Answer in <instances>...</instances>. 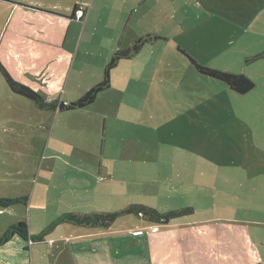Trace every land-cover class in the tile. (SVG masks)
Instances as JSON below:
<instances>
[{
	"label": "rangeland",
	"instance_id": "obj_1",
	"mask_svg": "<svg viewBox=\"0 0 264 264\" xmlns=\"http://www.w3.org/2000/svg\"><path fill=\"white\" fill-rule=\"evenodd\" d=\"M99 9L83 40L86 19L76 18L73 46L68 38L45 47L33 30L43 33L49 19L17 22L0 3V61L48 101L77 100L103 79L115 51L139 37L135 20L125 28V16ZM167 12L169 38L122 57L111 85L87 106L40 108L0 71V198H28L0 209V233L25 220L37 234L65 212L131 203L196 212L168 224L131 213L109 229L62 221L44 240H29L31 264H77L68 240L120 244L123 236L144 242L149 257L136 264H174L173 253L189 254L191 264H264V0H176ZM55 24L64 43L68 22ZM178 46L255 86L239 93L200 73Z\"/></svg>",
	"mask_w": 264,
	"mask_h": 264
},
{
	"label": "crops",
	"instance_id": "obj_2",
	"mask_svg": "<svg viewBox=\"0 0 264 264\" xmlns=\"http://www.w3.org/2000/svg\"><path fill=\"white\" fill-rule=\"evenodd\" d=\"M175 1L176 0H79L73 3V0H0V3L7 4L9 6L11 18L12 19L16 18L17 22H21V21L25 22L26 18L32 20L35 19L38 21L41 20L40 17H45L49 19L47 21H44L47 28L43 33H42V26L40 24H39L40 31L35 32V30H33L34 36L36 34L38 43L39 42L42 43L45 47L46 46L55 47L59 45L65 46L67 39L69 38V41H71V43H69V48H70L71 46H73L72 45L73 20H77L76 18H78L75 13L76 4H84V11H85L84 16L80 19V20L86 19L84 23L85 30L82 34L81 40H83V38L85 37L86 29L90 25L89 21L92 18L93 11L95 7L98 6V8L100 7L99 12L103 11L105 8L109 10V12L111 11L113 13L118 12L120 13V16H125L127 20L126 21L127 24L125 25V28H128L129 24H131L135 20V22H137V30H138L137 34L139 35L138 38L149 36L150 37L148 39L149 41L153 39L157 40L160 38L161 39L169 38L168 35H166L163 32L162 19L166 18V13H168L167 7L172 5ZM119 2L121 3L117 4ZM153 6L156 8L160 7L163 10L164 14H162V12L158 10L157 12L156 11L153 12ZM47 10L57 13L55 15L53 14V12L50 13ZM111 13L108 14L109 17L108 20L111 19V15H112ZM163 15H165L164 18H162ZM58 20L68 22L67 31L64 36L66 37V41H64V43H61V39H62L61 35L55 36L56 35L55 31L57 29L55 22H58ZM18 27L21 28L20 23L18 24ZM52 32H54L55 35H53ZM70 32L72 33L71 38L69 36ZM178 48L179 50H182L185 54L188 53L181 46H178ZM59 101L62 100L59 99ZM63 101H65V99H63ZM27 202L28 200L26 201L25 204H28ZM18 204L22 205L21 203ZM191 207L193 208V212H196L195 207L194 206ZM9 208H11V206L7 207V209ZM0 209H6V208L0 207ZM94 211L104 212L99 210H94ZM73 212L82 213L81 211H75V210H73ZM143 219L148 220L146 218ZM148 221L153 223L168 224L172 220L169 222H156L151 220ZM13 224L14 223H12V225ZM112 225L109 227H102V228L109 229L112 227ZM10 226L6 227V230ZM93 227H101V226H93ZM1 235L2 234L0 233V236ZM14 237L15 235H13L11 239L6 243L0 244V264H18V263L22 264L24 262H26L25 264H31L32 257L30 255L32 253V250L30 249V244H29L30 241L24 240L22 238L23 240H20L19 242L18 241L15 242L16 240H14L15 239ZM118 241H121V243L120 244L112 243L109 237H91V238L89 237L74 241L72 239V240H68L67 251L72 253V255H74L77 264H117V262L120 260L119 256H123V259L125 261H131L133 262V264H136L137 262H141L143 258L149 257L148 253L145 251V247L144 248L142 247V243H144L143 241H140L137 238H133L132 236H123ZM128 250L131 251V254L127 252ZM21 251L22 253L28 252V254H26V257L30 256V258L28 260L26 258L24 259L20 255ZM173 256L175 260L174 264H191L188 262V259L191 260L189 254H186L187 257L185 256L182 257L181 253H176V254L173 253ZM198 256L199 255L194 256V258H196L195 260L198 259Z\"/></svg>",
	"mask_w": 264,
	"mask_h": 264
},
{
	"label": "trees",
	"instance_id": "obj_3",
	"mask_svg": "<svg viewBox=\"0 0 264 264\" xmlns=\"http://www.w3.org/2000/svg\"><path fill=\"white\" fill-rule=\"evenodd\" d=\"M83 5L84 4H76L75 13ZM149 38H150L149 36L140 37L131 46L116 50L114 55L111 57V59L107 62L105 66L103 79H101L92 87L87 89L77 100L75 101L73 100L69 103H66L63 100L48 101L35 88L15 79L1 61H0V71L5 77L9 86L12 88V90L15 93L21 94L33 100L38 107L43 109H57L58 107L61 109H72V108L75 109L77 107H84L93 103L96 100L99 92L111 85L112 82L111 70L113 67L117 65L118 61L122 57H130L135 53L139 52L143 47V44L146 41H148ZM186 55L190 58V60L192 61V63L200 73L224 81L233 90L239 93H246L255 86L254 80L245 73H236V72H231L229 70L220 69L217 67H211L201 63L193 55L189 53H186ZM27 200H28L27 197H10V198L1 197L0 207L7 208L13 206L16 203H21V202L26 203ZM192 212H193V208L191 206L171 209L168 211H161L158 208L147 205L145 203H132L120 210L107 211V212H97V211L90 213L65 212L57 219H55L53 223L48 227H46L42 232L34 235L30 233V228L27 221L21 220L17 223H14L0 236V244L9 241L13 235H19L21 238L27 241L31 239L34 241L44 240L45 236L52 229H54L56 225H58V223H61L62 221L71 222L80 225L109 227L119 217L131 213L151 221L169 222L174 217L186 215Z\"/></svg>",
	"mask_w": 264,
	"mask_h": 264
},
{
	"label": "built area",
	"instance_id": "obj_4",
	"mask_svg": "<svg viewBox=\"0 0 264 264\" xmlns=\"http://www.w3.org/2000/svg\"><path fill=\"white\" fill-rule=\"evenodd\" d=\"M85 14V11H84V5L80 7L79 10L76 11V15L79 19H81Z\"/></svg>",
	"mask_w": 264,
	"mask_h": 264
}]
</instances>
